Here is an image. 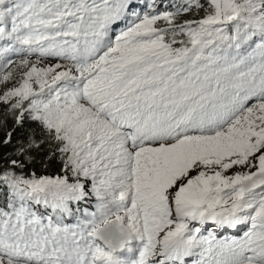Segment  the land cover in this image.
I'll use <instances>...</instances> for the list:
<instances>
[{
	"label": "snow or ice",
	"instance_id": "6c2138e0",
	"mask_svg": "<svg viewBox=\"0 0 264 264\" xmlns=\"http://www.w3.org/2000/svg\"><path fill=\"white\" fill-rule=\"evenodd\" d=\"M0 264H264V0H0Z\"/></svg>",
	"mask_w": 264,
	"mask_h": 264
},
{
	"label": "trees",
	"instance_id": "16d2710c",
	"mask_svg": "<svg viewBox=\"0 0 264 264\" xmlns=\"http://www.w3.org/2000/svg\"><path fill=\"white\" fill-rule=\"evenodd\" d=\"M38 173L39 172H41L42 170H41V168L37 165L36 166V169H35ZM56 172H57V169L55 168V167H50V168H48L47 170H46V173L47 174H56Z\"/></svg>",
	"mask_w": 264,
	"mask_h": 264
},
{
	"label": "bare ground",
	"instance_id": "6f19581e",
	"mask_svg": "<svg viewBox=\"0 0 264 264\" xmlns=\"http://www.w3.org/2000/svg\"><path fill=\"white\" fill-rule=\"evenodd\" d=\"M85 207H88V205H85Z\"/></svg>",
	"mask_w": 264,
	"mask_h": 264
}]
</instances>
